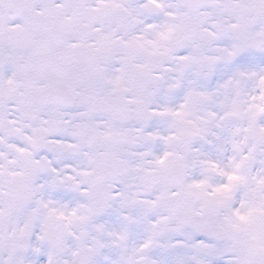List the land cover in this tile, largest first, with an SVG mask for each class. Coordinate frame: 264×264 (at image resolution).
I'll list each match as a JSON object with an SVG mask.
<instances>
[{
  "label": "snow or ice",
  "instance_id": "1",
  "mask_svg": "<svg viewBox=\"0 0 264 264\" xmlns=\"http://www.w3.org/2000/svg\"><path fill=\"white\" fill-rule=\"evenodd\" d=\"M0 264H264V0H0Z\"/></svg>",
  "mask_w": 264,
  "mask_h": 264
}]
</instances>
